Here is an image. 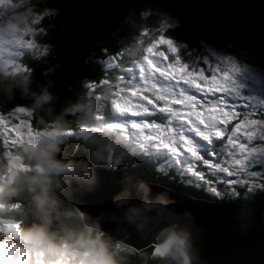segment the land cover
Listing matches in <instances>:
<instances>
[{"label":"clouds","instance_id":"clouds-1","mask_svg":"<svg viewBox=\"0 0 264 264\" xmlns=\"http://www.w3.org/2000/svg\"><path fill=\"white\" fill-rule=\"evenodd\" d=\"M58 2L0 0V264H218L200 203L264 232V23L132 0L69 79Z\"/></svg>","mask_w":264,"mask_h":264},{"label":"water","instance_id":"water-1","mask_svg":"<svg viewBox=\"0 0 264 264\" xmlns=\"http://www.w3.org/2000/svg\"><path fill=\"white\" fill-rule=\"evenodd\" d=\"M192 14L208 20L214 28L243 32L249 27L259 28L264 23V3L261 0H235V8H229V0H179ZM132 0H59L64 15L61 23L68 29L67 37H58L63 57L69 60L65 76L77 77L79 63L71 61L92 48L96 39L106 38L115 30ZM199 218L208 230L206 252L217 258L218 264H247L249 260L264 259V232L258 231L248 239L235 235L231 208H214L200 203L194 206ZM264 207V206H260Z\"/></svg>","mask_w":264,"mask_h":264}]
</instances>
